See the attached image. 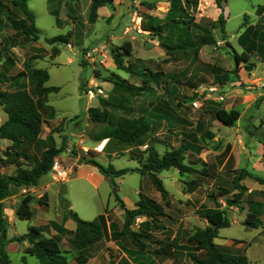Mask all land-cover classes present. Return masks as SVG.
Returning <instances> with one entry per match:
<instances>
[{
	"label": "rangeland",
	"instance_id": "1",
	"mask_svg": "<svg viewBox=\"0 0 264 264\" xmlns=\"http://www.w3.org/2000/svg\"><path fill=\"white\" fill-rule=\"evenodd\" d=\"M9 1L0 0V40L8 38L11 39L9 45H15L5 50L0 44V50L3 51L0 95L12 89L13 79L23 72L26 63L34 69L47 71L49 80L44 86L58 87L59 91L48 94L46 98V105L52 108L53 114L44 117L41 137L49 138L54 146L61 148V153L55 159L61 163L59 156L64 152L70 158L66 162L69 165L87 163L90 158L92 163L104 168L111 164L116 170L137 169L144 164L147 146L154 144L155 150L161 155L166 150L165 146L179 145L181 132L192 129L198 121L206 122L205 128L212 133V138L203 141L199 135L197 144L202 147L200 157L210 165L207 171L210 177H199L197 172L201 165L196 164L197 157L189 153L185 154L184 163L194 172L180 174L175 169H169L157 174L170 196V207L165 209L167 221L174 223L173 226L167 222L164 225L173 231L181 221V229L184 228L182 235H189L197 228H205V221L195 214L196 209L201 205L212 206L207 199L211 193H224L223 196H217L216 202L226 211L230 226L219 230V236L230 238L227 247L231 253L238 250V253L246 256L249 264H264V223L257 229H247L242 225L248 201L264 202L263 186L244 176L238 181L246 188L240 203L229 206L226 201L238 191L233 181L240 171L264 178V62L257 55L258 46L264 45V18L256 28L250 44L246 42L245 48H242L237 42L245 28L248 25L254 26L260 19L258 9L262 8L264 12V0H226L222 11L216 8L213 0H199L197 9H187L183 16L184 20L191 22L192 36L199 33L193 24L216 22L221 12L225 20L224 34L216 24L212 30L215 45L198 49L186 46L184 51L172 52L173 55L166 53V48L176 41L167 39L165 33L158 37L149 31L150 26L157 23L153 19L165 22L170 0H139L137 10L143 17L141 30L128 32H125L124 24L130 12L135 9L133 0H111L114 12L110 13L104 6L100 7L93 23L89 21L92 0L60 3L58 0H29L27 6L35 16V26L39 31L37 41L26 40L12 29L8 18L22 19L23 16ZM68 33V42L57 44L60 53L52 58L51 46L46 39ZM126 43L131 45V53L125 58L128 64L140 70L145 65L154 73H165L158 86L149 84L154 90L151 94L135 99V109L142 108L149 112L150 103L156 98L173 97L171 102L174 115L187 120L190 126L181 127L174 122L172 127L165 122L160 125L153 123V131L142 138V146L125 144L114 137L113 122L121 113L113 111L107 103L126 92L125 84L121 81L135 86H139L142 81L139 77L118 70L113 63L111 51ZM252 45L256 49L250 59L254 68L247 71L244 64H241L236 70L231 47L241 54ZM7 57L13 61V66L5 62ZM136 60L144 63L140 65ZM21 82L29 86L26 77H22ZM208 102H215L227 111L236 110L239 112L238 120L231 127L223 126L213 119ZM91 109L99 110L100 121L90 118ZM5 119L0 106V124ZM66 132L71 138L78 133L79 138L85 139L82 145L88 146L87 150L79 149L87 155L76 156L78 150L75 146L67 145ZM104 140L103 153L109 154V158L100 155L97 149ZM6 144L1 142V148ZM219 159L222 165H219ZM2 170L6 174L14 172L13 167ZM85 172L72 174L71 178L74 179L65 185V198L70 209L84 221H99V216L107 213V233L99 242L83 247L74 241L72 231L64 228L62 218L67 205L60 197L53 195L52 190L60 184L51 176L41 179L35 187H12L10 196L5 199L7 201H2L7 238L14 233L18 236L26 233L30 226H42L44 237L51 234H55L53 237L58 236L60 250L68 264H85L92 255L97 257L94 264H114L118 249L135 252L126 237H122L119 243L110 237V225L118 231L123 228L124 211L118 200L124 201L128 209H134L135 202L141 197L150 198L162 205L159 193L149 178L138 172L111 178L110 182L95 179L88 181ZM190 182L195 183L193 192H188ZM47 186L50 190L48 198L41 195L40 191ZM25 195L34 198L31 203L33 217L30 220H19L15 212ZM39 200L44 204L39 205ZM261 220L264 221L263 218ZM146 221L145 217L136 218L131 229L145 228ZM9 222H14V225L10 227ZM51 222L66 232L58 234ZM74 225L72 220H68L66 227ZM223 242L219 237L215 240L216 245ZM22 250V247H18L12 251L9 257L11 264H21ZM25 261L27 264H38L36 259L29 256L25 257Z\"/></svg>",
	"mask_w": 264,
	"mask_h": 264
},
{
	"label": "trees",
	"instance_id": "2",
	"mask_svg": "<svg viewBox=\"0 0 264 264\" xmlns=\"http://www.w3.org/2000/svg\"><path fill=\"white\" fill-rule=\"evenodd\" d=\"M29 0H10L11 6L19 10L23 16L22 19L8 18L12 29L17 35L24 39L37 41L39 39V31L35 26V16L28 9L27 2ZM72 1L78 0H58ZM111 0H92L89 8L90 23H93L97 15V10L104 6L105 2ZM199 0H170V7L166 16L165 22L161 23L159 20L153 19L157 22L150 26L149 30L153 35L161 37L165 33L167 39L175 40L176 42L166 48V53L173 55L172 52L184 51L185 47H193L198 49L203 46L215 45L216 41L212 34V30L219 25V29L224 34L225 20L223 13L218 15L217 21H208L206 24H193L194 28L199 32L197 35L191 34V22L184 20L187 9L196 10ZM217 9L222 11L224 2L226 0H213ZM0 6V11H1ZM260 19L252 26L248 25L243 33L237 39L238 44L243 48L246 42L250 44L256 33V28L261 25V20L264 18L262 8L258 9ZM57 14L56 12H52ZM69 33L62 36H56L46 39V42L51 46L50 56L52 58L59 55L60 50L56 47L57 44H66L68 42ZM11 39L4 38L0 40L1 46L6 50L14 47V43L9 45L8 41ZM233 59L236 70L241 64L247 71L254 68V64L250 62L251 57L256 51L255 47L249 46L244 49L241 54L236 53L231 47ZM131 53V45L126 43L116 50L111 51V58L118 70H121L130 76L141 78L139 86L124 83L126 92L119 97H116L107 104L113 111L121 113L114 120L113 135L114 137L125 144H136L142 146V138L153 131V123L160 125L165 122L172 127L174 122L181 127L190 126V123L174 115V106L170 98H156L151 102L149 112L145 109H135L134 101L138 97H146L154 90L149 84L154 83L159 85L161 78L165 75L163 72H153L151 69L143 65L140 68L128 64L125 58L129 57ZM257 55L261 62H264V45H259ZM3 60V51L0 50V63ZM142 65L144 62L136 60ZM5 62L13 66V61L7 57ZM22 77H26L28 87L25 82H21ZM21 78V79H20ZM49 80V75L45 70L34 69L31 64L26 63L23 72L18 74L14 79L12 89L5 91L0 95V106L6 116L3 123L0 124V264H11L9 260L6 246L9 243H27L28 247L23 250L24 256L21 258V264H27L25 257H33L38 264H68L66 257L60 250L59 238L44 237L43 228L37 226H30L27 232L7 238V224L3 217L2 201L10 196L12 187L20 188L26 186H37L40 179L47 175L51 169L54 159L61 153V148L54 146L53 142L48 139H41L42 125L44 117L48 114H53L52 108L46 105V98L50 93L59 91L58 87H47L44 84ZM210 104L209 112L213 119L220 122L223 126L231 127L239 118V112L236 110L227 111L215 102H208ZM149 104V105H150ZM179 106L181 104H178ZM90 118L93 121L101 120V113L98 109H91L89 111ZM208 125V124H207ZM206 122L198 121L193 129L188 132H181L179 145L176 147L165 146L166 150L160 155L154 148V144L147 146L145 150L146 158L141 168L135 169H119L116 170L109 165L107 168L100 167L103 175L114 178L121 177L126 173L138 172L140 175H146L152 186L159 193L162 205L156 201L141 197L135 204L134 209H126L121 200H118L122 210L124 211V223L122 230H116L113 225L109 226L110 237L113 241H118L122 237H126L130 244L135 248V252L143 253L148 245L155 244L153 232L163 229L162 219L168 218L165 209L170 207V196L165 189L162 181L157 174L169 169H175L180 174L187 172H194V170L184 163L185 154L192 152L196 155L200 154L202 149L197 144L199 135L204 141L211 139L212 133L207 131ZM6 141L8 144L2 149L1 142ZM30 150V152H28ZM201 169L198 173L199 177H208V169L206 164L201 162ZM13 167L14 172L6 174L2 169ZM264 167V163H263ZM244 176L252 178L264 189V178L255 176L245 171H240L239 175L233 181L234 188L237 193L233 194L231 199L226 200L229 206H234L240 203L243 191L246 190L238 181L242 180ZM210 177V176H209ZM194 182L188 183V192L194 191ZM264 193V190H263ZM224 193H211L207 199L212 203L211 207L201 206L195 211V214L207 221L208 225L205 228H197L189 235H182L183 245L179 248L188 250V257L192 264H249L245 255L240 253H231L229 250H222L215 245L214 240L218 238V231L220 229L228 228L230 220L226 215V211L221 209L216 202L217 196H223ZM34 198L31 195H25L19 202L16 209V217L19 220H30L33 217V210L31 203ZM39 205L44 203L39 200ZM138 217H145L147 219L145 228L139 230H132L131 226L134 220ZM264 202L249 200L248 210L242 222V225L247 229H257L264 221ZM67 219L75 223V229L72 231L73 239L76 243L83 247H90L99 242L105 233H107L106 221L104 216H99V221L87 222L80 219L76 213L67 209L63 214L62 221ZM52 226L58 232L63 231L60 226H56L53 222ZM179 231L182 232L181 226ZM63 232H66L63 231ZM180 237V236H179ZM179 237H175L172 245L177 246ZM166 245V244H165ZM169 244L167 247L169 248ZM117 264H130L126 259H121Z\"/></svg>",
	"mask_w": 264,
	"mask_h": 264
},
{
	"label": "crops",
	"instance_id": "3",
	"mask_svg": "<svg viewBox=\"0 0 264 264\" xmlns=\"http://www.w3.org/2000/svg\"><path fill=\"white\" fill-rule=\"evenodd\" d=\"M184 132L186 133L188 131H184ZM76 134H77V136H75ZM65 135L68 136V143H67V145L75 146L76 149L78 150L77 155H76L77 157H80V156H83V155H87V154H85L83 151H81L79 149V148H84V149L87 150L88 146L82 145V143L85 142V139L79 138L78 133L73 134L74 136L72 138L69 137V135H68L67 132L65 133ZM40 138L41 139H44V138L41 137V135H40ZM2 142L3 143H7L6 141H2ZM104 143H105V140L102 141L100 143V145H99V146L102 147V149L99 150L100 151V155H103L104 157L109 158V154H106V153L104 154L103 153ZM188 153L190 155H194V156L197 157L196 158V162H195L196 164L201 165V162H202V163L206 164V168L207 169L210 168V165L207 164V162L200 157V154L196 155V154H194L192 152H188ZM112 155L114 157V154H112ZM59 160L61 162L60 164H62L64 166V168L68 171V178L65 181L57 182L60 185L57 186L54 190H52V193L56 197H60L61 200H62V202L63 203H66L67 209H69V210H71V209H70L69 202L65 198V192H66L65 185L71 179H74V178H71V176H72L73 173L83 174V172L86 171L85 172V176H86V178H87L88 181H91L89 179H95L97 181H102V180L103 181L105 180V181H108V182L111 181V178L110 177H106L105 175L102 174V172L100 170V167H102V166H98V165L92 163L90 158L88 159L87 163H83V164H75L74 163V164L69 165L67 163L70 161V158H68L66 156V154L64 152H62V154L59 156ZM222 164H223L222 160L219 159V165H222ZM263 171H264V167H263ZM49 176H51V173L50 172L47 175L43 176L41 179H43L44 177L48 178ZM41 179H40V181H41ZM40 191L42 193L41 195H45L47 198L49 197V193H50L49 191L50 190H49V187L48 186L47 187H42V189H40ZM136 194L137 195H140V193H138V192H136ZM6 201L7 200H5V202ZM122 202L124 203L126 209H128L127 206H126V204H125V202L124 201H122ZM135 204H136V202H135ZM201 206H204V205H201ZM247 210H248V208H247ZM246 213H247V211H246ZM103 216L105 217V219H107V217H108L107 213L105 215H103ZM68 220H70V219H67L64 222V228L67 229L68 231H73L75 229V225L73 227H69V228L66 227V224H67ZM202 220L205 221V225L207 226L208 225L207 221L204 220V219H202ZM165 222H167V224H170L172 226L174 224L172 221H171V223H169L167 221V218H163L162 219L163 229H161L159 231H155V232L152 233L153 236H154V239L156 240V243L155 244L148 245V247L146 248V250L143 253L132 252V250H129V249L125 252V251H122V250L118 249V253L116 255V256H118L117 259L116 260H115V258L113 259V260H115L114 264H117L121 259H126L130 264H192V261L188 257V252L186 250H182V249L179 248L180 246L183 245V243H182L183 242V239L181 238L182 232L179 231L180 226H182L181 224H179V223H181V221L178 223L176 229L173 230V231L170 228H167L164 225ZM9 224H10V227H11V226L14 225V222H9ZM164 229H166V230H164ZM182 229H184V228H182ZM14 235L15 236H18V234H15L14 233V234H12L10 236L8 235V239H11ZM54 235L55 234H51V236H48V237L51 238ZM219 235H220V232L218 231V237L221 238L222 240H224V242H223V244L217 245V246L219 248H221L222 250H230V248L227 247L228 246V241L230 240V238L229 237H220ZM177 236L178 237L180 236V237H179L177 246H174V245H172V242L175 239V237H177ZM215 240H214V243H215ZM119 241H120V239L118 241H116V242L119 243ZM167 244L170 245L169 248L167 247ZM19 245L16 244V243H9L6 246V251L8 252L9 257H10V254H12V251L15 250V249H18V247H22L23 250L26 247H28V244L27 243H21V246H19ZM23 250H22V256H24ZM96 250H97V247H96ZM234 252L235 253H238V250H235ZM92 256L93 257L90 258V259H88L85 264H94V262H96L97 257L95 255H92Z\"/></svg>",
	"mask_w": 264,
	"mask_h": 264
},
{
	"label": "built area",
	"instance_id": "4",
	"mask_svg": "<svg viewBox=\"0 0 264 264\" xmlns=\"http://www.w3.org/2000/svg\"><path fill=\"white\" fill-rule=\"evenodd\" d=\"M133 2L135 4V9H133L130 12L129 19L124 24L125 32H128L130 30H136V31L141 30L143 17L140 14V12L137 10L139 5V0H133ZM89 93L92 94L91 92ZM97 149L100 150V146ZM50 173L52 178L56 182L65 181L68 178V171L56 159L53 161L51 165Z\"/></svg>",
	"mask_w": 264,
	"mask_h": 264
},
{
	"label": "water",
	"instance_id": "5",
	"mask_svg": "<svg viewBox=\"0 0 264 264\" xmlns=\"http://www.w3.org/2000/svg\"><path fill=\"white\" fill-rule=\"evenodd\" d=\"M104 7L107 9L108 12L110 13L114 12V7L112 5V2H109V1L105 2Z\"/></svg>",
	"mask_w": 264,
	"mask_h": 264
},
{
	"label": "bare ground",
	"instance_id": "6",
	"mask_svg": "<svg viewBox=\"0 0 264 264\" xmlns=\"http://www.w3.org/2000/svg\"><path fill=\"white\" fill-rule=\"evenodd\" d=\"M100 148H102V147L100 146Z\"/></svg>",
	"mask_w": 264,
	"mask_h": 264
}]
</instances>
